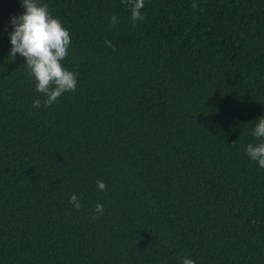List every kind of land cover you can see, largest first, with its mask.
Returning a JSON list of instances; mask_svg holds the SVG:
<instances>
[{
  "label": "trees",
  "instance_id": "trees-1",
  "mask_svg": "<svg viewBox=\"0 0 264 264\" xmlns=\"http://www.w3.org/2000/svg\"><path fill=\"white\" fill-rule=\"evenodd\" d=\"M40 3L70 32L78 84L33 108L46 97L9 56L25 9L0 0V264H264V169L245 151L264 0H145L135 28L121 0Z\"/></svg>",
  "mask_w": 264,
  "mask_h": 264
},
{
  "label": "clouds",
  "instance_id": "clouds-1",
  "mask_svg": "<svg viewBox=\"0 0 264 264\" xmlns=\"http://www.w3.org/2000/svg\"><path fill=\"white\" fill-rule=\"evenodd\" d=\"M25 11L23 14L14 16L10 23L13 31L9 33L11 50L9 56L14 59L17 54L22 56L26 63L27 75L35 80V90L43 94L45 99L37 97L33 100V108L53 106L58 99L66 92H75L78 84V73L67 70L63 61L68 56L71 45L70 32L66 29L60 19L53 17L49 12L48 5L40 3V0H20ZM131 14L132 28L137 22L143 21L145 15L143 9L145 0H121ZM195 10L198 4L191 5ZM118 24V17H110V25L115 27ZM105 45L116 51V46L109 40L104 41ZM252 135L259 141L256 145L248 144L246 154L264 169V117H260L255 124ZM97 188L106 191V184L98 180ZM73 208L79 211L82 208L80 199L72 194L69 200ZM95 216L103 215L104 206H95ZM182 264H195L190 258H184Z\"/></svg>",
  "mask_w": 264,
  "mask_h": 264
}]
</instances>
